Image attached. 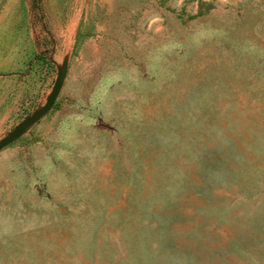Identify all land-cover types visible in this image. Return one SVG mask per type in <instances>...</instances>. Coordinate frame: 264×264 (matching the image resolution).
I'll return each instance as SVG.
<instances>
[{"label":"rangeland","instance_id":"obj_1","mask_svg":"<svg viewBox=\"0 0 264 264\" xmlns=\"http://www.w3.org/2000/svg\"><path fill=\"white\" fill-rule=\"evenodd\" d=\"M65 55L0 148V264H264V0H0V137Z\"/></svg>","mask_w":264,"mask_h":264},{"label":"water","instance_id":"obj_2","mask_svg":"<svg viewBox=\"0 0 264 264\" xmlns=\"http://www.w3.org/2000/svg\"><path fill=\"white\" fill-rule=\"evenodd\" d=\"M66 65L67 56L65 55L61 58L59 63H56L54 79L51 83L49 91L44 97L43 102L34 108L30 113L26 114L10 130L0 137V148L21 135L26 128L36 122L51 107L64 80Z\"/></svg>","mask_w":264,"mask_h":264},{"label":"crops","instance_id":"obj_3","mask_svg":"<svg viewBox=\"0 0 264 264\" xmlns=\"http://www.w3.org/2000/svg\"><path fill=\"white\" fill-rule=\"evenodd\" d=\"M56 63L57 62H56L55 59L52 58V60H50V64H54L56 66ZM29 67H30V64H29L28 68ZM49 68H51V66L48 67V68L46 67L44 69L45 74H44V76L42 78L43 80H41L42 84H40L41 85L40 89L44 90V91H46L47 84H48L49 80L52 77L51 69H49ZM12 80H13V82L11 83L10 87L7 86L6 89H2L0 91V120L6 119L12 113L14 114L16 112V110H17V107H18L16 103L18 102L17 99L19 98V92H20L21 89H19V92H16V89H15V86H14L15 85V76H12ZM24 80H25V78L23 77V79H22L23 85L21 86V84H20V86L22 88V91H25ZM29 92H30V90H28L27 93L29 94Z\"/></svg>","mask_w":264,"mask_h":264}]
</instances>
